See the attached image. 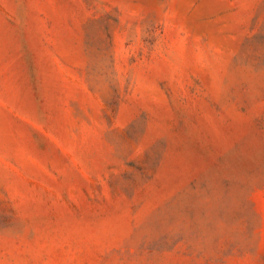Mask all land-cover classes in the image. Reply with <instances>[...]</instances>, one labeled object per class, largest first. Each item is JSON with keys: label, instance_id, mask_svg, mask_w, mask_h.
I'll return each mask as SVG.
<instances>
[{"label": "rangeland", "instance_id": "rangeland-1", "mask_svg": "<svg viewBox=\"0 0 264 264\" xmlns=\"http://www.w3.org/2000/svg\"><path fill=\"white\" fill-rule=\"evenodd\" d=\"M0 264H264V0H0Z\"/></svg>", "mask_w": 264, "mask_h": 264}]
</instances>
